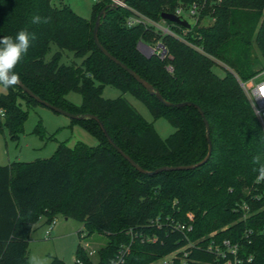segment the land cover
Returning a JSON list of instances; mask_svg holds the SVG:
<instances>
[{
	"label": "trees",
	"instance_id": "16d2710c",
	"mask_svg": "<svg viewBox=\"0 0 264 264\" xmlns=\"http://www.w3.org/2000/svg\"><path fill=\"white\" fill-rule=\"evenodd\" d=\"M193 2L128 0L129 8H111L112 0H100L93 20L87 22L71 8L55 6L53 0H0V38L15 37L21 29L36 35L15 67L20 80L56 107L97 116L114 142L142 168L155 171L201 162L209 151L206 126L195 107H165L98 49L94 27L105 8L101 44L167 101L200 106L213 143L211 159L204 166L148 176L114 149L96 121L86 119L80 122L98 139L97 146L79 144L72 149L61 144L50 159L0 165V264H28L36 224L45 219L48 226L58 216L84 223L86 237L99 232L109 239L97 262L80 245L75 264H110L119 247L130 242L132 229L157 232L160 240L136 241L128 264L156 262L187 244L168 219L192 224L188 233L192 240L218 233L220 239L240 241L247 229L253 230L247 252L254 255L252 264H264V182L256 183L264 168V127L242 86L258 75V65L264 66V0H222L208 7L188 34L203 53L145 25H127L132 9L160 22L163 13ZM34 16L41 22L33 24ZM207 17L213 21L204 24ZM157 42L168 50L165 59L140 50V43ZM53 46L58 49L48 60ZM66 52L81 62L65 63V56L70 59ZM217 65L227 70L224 77L215 72ZM106 86L133 94L155 119L167 118L175 132L162 139L127 99L103 98ZM71 92L82 95L81 107L66 99ZM22 102L39 105L18 85L0 96V128H8L13 138L28 118ZM39 128L36 133L42 136ZM248 187L252 194L245 193ZM242 201L253 210L246 221L235 211ZM188 213L194 214L193 220ZM156 219L163 222L162 229L150 226ZM197 256L211 260L205 253ZM51 264L66 263L54 257Z\"/></svg>",
	"mask_w": 264,
	"mask_h": 264
},
{
	"label": "rangeland",
	"instance_id": "374dc122",
	"mask_svg": "<svg viewBox=\"0 0 264 264\" xmlns=\"http://www.w3.org/2000/svg\"><path fill=\"white\" fill-rule=\"evenodd\" d=\"M99 1L53 0V4L58 7L67 6L84 20L91 22L93 20V9ZM52 48V53L47 57L48 60L58 49L56 46ZM140 50L145 54L143 47H140ZM65 55H70V59L65 56L64 62L67 64L81 62L70 52H66ZM256 69L259 72L264 71V66L258 65ZM214 70L220 77H224L227 73V70L222 65H217ZM248 82L250 80L246 83ZM9 91L10 87L5 88L0 85V96L8 94ZM102 96L105 99H117L121 96L127 99L148 122L153 123L162 139H167L176 130L167 118L155 119L147 105L131 93H124L117 88L106 86L103 88ZM66 99L77 107H81L83 104L82 95L75 92L69 93ZM22 107L27 111L28 118L24 124L23 131L18 134V137L13 138L8 128H0V165L5 166L14 162L29 163L50 159L61 144H67L72 149L79 144H85L90 147H95L99 144L98 139L80 121L73 120L40 104L28 105L26 102H22ZM39 126L42 136L36 133V129ZM251 191L252 187L245 189V193H251ZM193 216L194 214L188 213L190 220ZM41 221L42 219L39 220L38 226L32 234L29 258L37 257L43 261V264H51L54 257L62 259L66 264H75L80 245L83 246L86 253L92 252L93 255L90 257L93 262H97L99 251L108 245L109 239L102 233L95 232L86 237L85 224L78 220L58 216L50 237L46 235L47 226H41Z\"/></svg>",
	"mask_w": 264,
	"mask_h": 264
},
{
	"label": "built area",
	"instance_id": "2783aa9c",
	"mask_svg": "<svg viewBox=\"0 0 264 264\" xmlns=\"http://www.w3.org/2000/svg\"><path fill=\"white\" fill-rule=\"evenodd\" d=\"M112 1L113 3H119L121 7L129 8L127 3L124 4L120 2V0ZM221 2L222 0H194L191 5H179L174 12L170 13L179 17L182 21L189 23L191 26L190 28H185L179 24L164 19L160 22L153 21L134 9H132L133 14L128 19L127 25L129 27L145 25L146 27L153 28L162 36L173 37L203 53V48L193 44L189 40L188 34L190 30L201 21L202 14L208 7L212 8ZM206 19L207 21H213V18L211 17H207ZM203 23L205 24V22ZM140 47H143L147 56L157 55L162 59L167 57L168 50L162 42H157L156 44L140 43ZM261 81H264V71L259 72L257 76L250 80V82L242 83L247 95L254 90L256 85ZM254 111L255 114L259 111L260 115H256L264 127V99H257L255 101ZM260 177L261 180H256L257 184L264 182V176L260 175ZM256 198L257 197L252 199ZM235 211L240 213L241 221H246L253 216L252 206L247 201L237 203ZM191 220H193L192 217ZM168 222L169 223L167 224L170 225L173 231H180L185 235L187 244L177 247L175 250L162 256L159 260L151 264H252L254 261V255L247 252L248 245L252 243L251 235L253 234V230L247 229L240 241L220 239L218 233H212L208 237L199 240H192L188 235V233L193 230L192 224L175 222L170 219H168ZM55 225L56 219L47 226V237L52 235ZM162 225L163 222L160 219L153 220L150 224V226H157L159 229H162ZM129 235L131 237L130 242L123 243L119 247L115 256L111 259L110 264H128L129 257L132 254L133 246L136 241L141 240L143 243L155 244L160 240V236L157 232L147 234L143 231L132 229L129 231ZM201 253L209 255L211 260H202L199 258L197 254ZM89 255L91 256L93 253L90 252Z\"/></svg>",
	"mask_w": 264,
	"mask_h": 264
},
{
	"label": "water",
	"instance_id": "95a60500",
	"mask_svg": "<svg viewBox=\"0 0 264 264\" xmlns=\"http://www.w3.org/2000/svg\"><path fill=\"white\" fill-rule=\"evenodd\" d=\"M128 0H120V2L122 3H127ZM111 8H117L120 7L119 3H113L111 6ZM107 8H105L97 17L96 20V24L94 27V41L96 46L98 47V49L107 57L109 58L111 61H113L114 63H116L117 65H119L122 69H124L126 72H128L140 85H142L147 92L151 95V96H155L158 101L163 104L165 107L168 108H183V107H187V106H193L195 107L199 113L201 114L205 126H206V131H207V140H208V145H209V151L207 156L205 157V159H203L201 162L194 164V165H187V166H175V167H162L159 168L155 171H147L144 168H142L138 163H136L128 154H126L112 139V137L110 136V134L108 133L105 125L103 124V122L95 115L92 114H86V115H76L73 114L69 111H66L62 108L56 107L44 100H42L39 96H37L30 88H28L21 80L20 83L18 84V86L24 91L26 92L32 99H34L35 101H37L40 105L46 106L58 113H61L63 115H66L68 117H70L73 120H78V121H82V120H94L96 121L99 126L101 127L103 133L105 134L106 138L108 139L109 143L114 147V149L124 158L126 159L135 169H137L140 173L144 174V175H148V176H154L157 174H160L162 172H171V171H189V170H193V169H197L200 168L202 166H204L205 164H207L209 162V160L211 159L212 153H213V143L211 140V127L210 124L205 116V113L203 111V109L191 102H185V103H171L169 101H167L163 95L161 94V92L156 89L152 84H150L148 81H146L145 79H143L139 74H137L134 70L130 69L127 65H125L124 63H122L120 60H118L115 56H113L100 42V38H99V30L101 27V22L102 19L106 16V11ZM162 18L164 20H167L169 22H173L176 24H179L185 28H190V24L182 21L179 17L170 14V13H163L162 14Z\"/></svg>",
	"mask_w": 264,
	"mask_h": 264
},
{
	"label": "clouds",
	"instance_id": "9594fccd",
	"mask_svg": "<svg viewBox=\"0 0 264 264\" xmlns=\"http://www.w3.org/2000/svg\"><path fill=\"white\" fill-rule=\"evenodd\" d=\"M41 17L34 16L32 23H40ZM47 22V19L44 20ZM36 39L35 33H29L26 29H21L15 37L5 36L0 38V85L5 88L16 86L20 83V77L15 72L16 65L27 54L31 42ZM248 99L255 109V101L264 99V81L256 85L255 89L248 93ZM260 115L259 111L256 113ZM261 176H264V168L259 170ZM257 180H261L258 176ZM28 264H43V261L37 257H30Z\"/></svg>",
	"mask_w": 264,
	"mask_h": 264
},
{
	"label": "crops",
	"instance_id": "0c3cea01",
	"mask_svg": "<svg viewBox=\"0 0 264 264\" xmlns=\"http://www.w3.org/2000/svg\"><path fill=\"white\" fill-rule=\"evenodd\" d=\"M3 166V165H2ZM40 223H42V225L41 226H44V224H45V219H42V221L40 222ZM38 226V224H36V226H35V228ZM32 238V237H31Z\"/></svg>",
	"mask_w": 264,
	"mask_h": 264
}]
</instances>
